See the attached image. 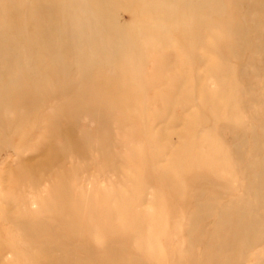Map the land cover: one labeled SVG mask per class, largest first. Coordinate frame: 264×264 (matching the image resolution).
<instances>
[{
    "label": "rangeland",
    "instance_id": "rangeland-1",
    "mask_svg": "<svg viewBox=\"0 0 264 264\" xmlns=\"http://www.w3.org/2000/svg\"><path fill=\"white\" fill-rule=\"evenodd\" d=\"M214 1L0 0V264H264V0Z\"/></svg>",
    "mask_w": 264,
    "mask_h": 264
},
{
    "label": "bare ground",
    "instance_id": "bare-ground-1",
    "mask_svg": "<svg viewBox=\"0 0 264 264\" xmlns=\"http://www.w3.org/2000/svg\"><path fill=\"white\" fill-rule=\"evenodd\" d=\"M221 3H219V0H218V2H217V0H215L214 1V3H212L211 4V8L210 9H208V10H216V11H221L222 9H220V7H221V5H220ZM209 13V12H208ZM203 16V15H202ZM201 15L200 16H198V18H197V20H200L201 18H203ZM260 21V20H259ZM161 40V39H160ZM173 45V44H172ZM169 47V46H168ZM165 48H166V46H165ZM161 49V48H160ZM154 50V49H153ZM233 52V51H232ZM232 56V55H231ZM224 65V64H223ZM225 66V65H224ZM227 67V66H226ZM153 68V67H152ZM180 68V67H179ZM183 68V67H182ZM181 69V68H180ZM185 70V69H184ZM154 71V70H153ZM181 72H182V70H180ZM179 71V72H180ZM210 71V70H209ZM212 73H213V70H212ZM214 77V76H213ZM217 94V93H216ZM215 95V94H214ZM104 167V166H103ZM259 226V225H258Z\"/></svg>",
    "mask_w": 264,
    "mask_h": 264
}]
</instances>
